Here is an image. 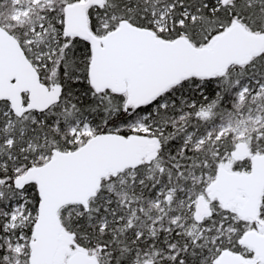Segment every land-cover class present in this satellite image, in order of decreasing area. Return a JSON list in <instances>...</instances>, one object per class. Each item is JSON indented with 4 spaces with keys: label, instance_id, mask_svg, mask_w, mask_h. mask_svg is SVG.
<instances>
[{
    "label": "snow or ice",
    "instance_id": "1",
    "mask_svg": "<svg viewBox=\"0 0 264 264\" xmlns=\"http://www.w3.org/2000/svg\"><path fill=\"white\" fill-rule=\"evenodd\" d=\"M0 264H264V0H0Z\"/></svg>",
    "mask_w": 264,
    "mask_h": 264
}]
</instances>
